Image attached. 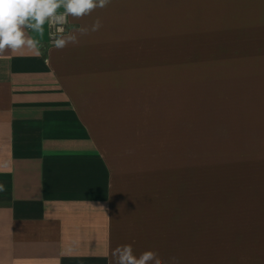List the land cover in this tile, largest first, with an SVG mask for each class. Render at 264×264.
<instances>
[{
	"label": "crops",
	"instance_id": "0c3cea01",
	"mask_svg": "<svg viewBox=\"0 0 264 264\" xmlns=\"http://www.w3.org/2000/svg\"><path fill=\"white\" fill-rule=\"evenodd\" d=\"M26 32L38 52L0 56V264H112L122 245L198 264L192 232L179 241L167 224L183 194L171 187L167 208V165L143 143L150 89L192 71L221 73L224 231L237 237L221 264H264V0H111L68 17L78 43L63 50L47 23Z\"/></svg>",
	"mask_w": 264,
	"mask_h": 264
},
{
	"label": "rangeland",
	"instance_id": "374dc122",
	"mask_svg": "<svg viewBox=\"0 0 264 264\" xmlns=\"http://www.w3.org/2000/svg\"><path fill=\"white\" fill-rule=\"evenodd\" d=\"M180 84L175 88L150 89L151 119L144 125L147 134L143 135L145 141L143 143H146L147 138L148 144L145 145L151 147L158 145L162 152L160 158L164 159L167 165L165 169L163 168L167 181L166 195L169 204L167 208L172 206V199H169L171 187L174 186L183 194L179 202L180 211L176 210L177 217H167L169 220L167 224H177L179 229L173 232L174 238L189 241L187 238L189 234H186L188 228L192 232V249L193 235L196 239L194 249L198 264H221L223 239L237 238L236 232L224 231L223 213L225 210L226 214L228 212V193L225 185L226 196L223 198L221 73L182 72ZM155 127H158V132ZM191 182L192 197L196 196V210L189 216L185 212L191 203L189 200ZM186 193L188 200L185 199ZM184 251L185 248L182 247L178 253Z\"/></svg>",
	"mask_w": 264,
	"mask_h": 264
},
{
	"label": "clouds",
	"instance_id": "9594fccd",
	"mask_svg": "<svg viewBox=\"0 0 264 264\" xmlns=\"http://www.w3.org/2000/svg\"><path fill=\"white\" fill-rule=\"evenodd\" d=\"M110 3L111 0H0V56L25 49L38 52L40 42L30 37L26 29L43 36L46 23L55 29L52 38L57 50L76 44L78 37L75 32L65 34L64 25L68 23V17L81 19ZM101 27L102 22L97 18L90 27L82 26L76 31L84 36ZM0 190H3L2 185ZM111 257L112 264H162L158 253L147 250L137 256L131 245L117 246ZM168 264H179V260L171 257Z\"/></svg>",
	"mask_w": 264,
	"mask_h": 264
},
{
	"label": "built area",
	"instance_id": "2783aa9c",
	"mask_svg": "<svg viewBox=\"0 0 264 264\" xmlns=\"http://www.w3.org/2000/svg\"><path fill=\"white\" fill-rule=\"evenodd\" d=\"M65 26H66V25H64V28H65ZM50 28H51V39H52V41H53V38H52V33L55 31V29H54V28H52L51 26H50Z\"/></svg>",
	"mask_w": 264,
	"mask_h": 264
}]
</instances>
